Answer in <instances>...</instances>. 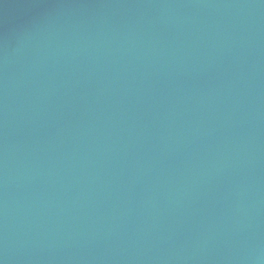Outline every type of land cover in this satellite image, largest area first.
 Wrapping results in <instances>:
<instances>
[{
    "label": "water",
    "instance_id": "obj_1",
    "mask_svg": "<svg viewBox=\"0 0 264 264\" xmlns=\"http://www.w3.org/2000/svg\"><path fill=\"white\" fill-rule=\"evenodd\" d=\"M0 264H264V0L0 44Z\"/></svg>",
    "mask_w": 264,
    "mask_h": 264
}]
</instances>
